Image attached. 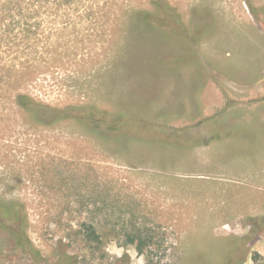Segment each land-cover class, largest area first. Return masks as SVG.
Here are the masks:
<instances>
[{
  "label": "rangeland",
  "instance_id": "rangeland-1",
  "mask_svg": "<svg viewBox=\"0 0 264 264\" xmlns=\"http://www.w3.org/2000/svg\"><path fill=\"white\" fill-rule=\"evenodd\" d=\"M165 1L184 27L142 21ZM48 7L0 48V202L42 259L0 228V264H264V0Z\"/></svg>",
  "mask_w": 264,
  "mask_h": 264
},
{
  "label": "trees",
  "instance_id": "trees-1",
  "mask_svg": "<svg viewBox=\"0 0 264 264\" xmlns=\"http://www.w3.org/2000/svg\"><path fill=\"white\" fill-rule=\"evenodd\" d=\"M33 2H38L41 4H31L29 6L23 7L21 5L10 6L8 4H0V48L7 49L14 53H19V45L17 43L18 38H26L27 40L31 35L36 34L35 26L36 22H33L35 19L47 16L49 14V7H55V9H62L69 5L75 4L77 0H32ZM53 5V6H52ZM166 10L160 9L158 14H146L139 13L142 21L146 24L153 25L161 29H175L172 27L174 25L179 26L180 28L184 25L178 21V13L171 9L168 5V2L165 1ZM88 17L91 14L87 13ZM138 16V17H139ZM181 23V25H180ZM172 27V28H170ZM186 35L183 31H181ZM182 37L187 38L188 36ZM20 36V37H18ZM42 109H45L42 107ZM46 110L51 112H58V109H52L46 107ZM74 110V109H67ZM80 111V110H79ZM67 117H72L75 119L83 120L90 123H107V122H118L115 118H106L103 116H97L90 109L84 110L83 113H77L74 115H66ZM0 228L6 230L10 236L14 239L15 243L22 250L27 252L36 262L41 261L42 256L40 253L33 247L29 238L25 233L26 228V214L24 211V206L21 203H10L3 204L0 202ZM84 236L89 240L98 239V233L95 231L92 225H88L83 230ZM151 234H143L139 230L134 231L131 234V240L136 243L137 249L143 251L144 247L149 245L152 241ZM60 262L61 263H72L74 257L66 253V250L63 248L60 250Z\"/></svg>",
  "mask_w": 264,
  "mask_h": 264
}]
</instances>
